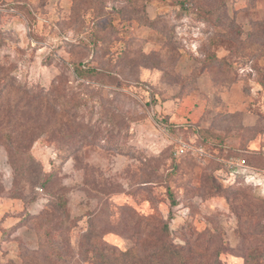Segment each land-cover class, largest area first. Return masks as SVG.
I'll list each match as a JSON object with an SVG mask.
<instances>
[{
	"label": "rangeland",
	"instance_id": "rangeland-1",
	"mask_svg": "<svg viewBox=\"0 0 264 264\" xmlns=\"http://www.w3.org/2000/svg\"><path fill=\"white\" fill-rule=\"evenodd\" d=\"M139 2L152 23L133 0H0V67L53 98L3 93L47 127L13 155L0 135V264H122L132 245L150 264L160 218L187 264H264V0ZM103 48L124 71L98 67ZM231 155L258 171L223 176Z\"/></svg>",
	"mask_w": 264,
	"mask_h": 264
},
{
	"label": "trees",
	"instance_id": "trees-1",
	"mask_svg": "<svg viewBox=\"0 0 264 264\" xmlns=\"http://www.w3.org/2000/svg\"><path fill=\"white\" fill-rule=\"evenodd\" d=\"M133 2H134L133 12H134L135 17L132 20H134L137 25L138 24L139 25H141V24L146 25V23H152L146 17L145 12L142 11L143 10L142 9L143 3H140V2L135 3L136 0H133ZM102 18H104V17H101L100 19H102ZM106 24L108 25V23H106ZM90 38H92V37H90ZM93 43L95 46L94 47L95 50H99L98 46H96V42L94 41ZM105 52L106 51L104 50V48L100 51L101 54L98 56V61H97L98 67H100L102 69H107L108 66H110L111 69L114 68L119 73L125 70L124 68H122L125 63H122L121 65H119L120 61L124 57L123 58L118 57V59H117L118 63H117V61L113 62L110 57L103 58V54ZM103 59H106V60H103ZM46 62H48V61H46ZM71 65H72L73 72L75 73V75L78 79L92 78L91 76L94 73L101 72L100 68L92 67L86 63H81L80 61L71 62ZM12 70L14 71V67L11 70L9 69L8 71H4V68L0 67V74H1V77H0V108H2V109L4 108L3 113L0 112V114H2V116H7L8 118H11L10 121L12 122V124L10 126H8V130H7L8 132H13L11 129L13 126L14 127H21L19 130H25V131H24V134H22L23 136H17V135L12 136L11 134L7 133L8 137H6V134H4L3 131L0 133L1 137L6 138V140H7L6 141L7 143H5V145H6V148L8 149V152L10 153V155H13V154L19 152V150H21V148L29 147L35 141L36 137H38L43 132V129L47 127L46 126L47 122L45 121V122H43V124H42V122L36 123L34 120H24L22 114H19V115L16 114L15 115L13 113L14 105L16 103L15 99L10 98L9 100H6V103H7V101H8V103L5 106V102L3 100V93L4 92H7V93L13 92V93L20 94L22 92L28 98L29 101H36L38 99H41V100L46 99V103L49 101H51V102L53 101L52 96L49 95L50 90H44V89L31 90L30 88H27L26 86H22L20 83H17L14 80V74H13ZM20 107L25 108V106H23V100H22V104L20 105ZM215 137H217V136H215ZM201 146H203V145H201ZM185 151L182 154H179L176 156H181V155L185 154L186 152H188V151H186V152ZM231 157H235V156L231 155ZM235 158L243 159L245 162V167L235 166L233 168H228L225 163L224 164L221 163L220 171L222 170L223 176H227L229 174V175H234V177L236 175L244 177L245 173H243V170L246 171L248 169V170H252V171H258V169H256L255 167H253V165H250L247 162L246 158H244V157H241V158L235 157ZM21 167H24V166H21ZM24 169H25L24 174H22L24 182H26L29 186H31L33 188L38 187V186L40 188H44V182L39 181L40 175L38 174V172L36 173V167H35V164L33 162H31V161L28 162ZM262 171L264 173V169ZM0 192H2L1 187H0ZM128 210L133 215H135L136 224L142 223L143 220H146V219H155L154 217H151L150 215L139 214L138 212L135 211V209L133 207H128ZM160 221L161 222H159L157 225V232H159V233L156 234L159 236L154 237L151 240L148 239V240H150V242H144V243H146V248L148 249V254L146 255V259H149L150 264H187L186 260L181 255V253L178 249V245L175 244L174 241L171 239L167 223L161 218H160ZM106 231H109V229ZM155 232H156V227H155ZM154 233L148 234L147 237H149V238L153 237ZM130 234L133 238H134V236H136V240H137V238L141 239V237H139V235H138V232L134 231L133 229H132ZM142 240H144V239H142ZM102 244L106 245L105 242H102ZM113 247H108V248H109V250L114 251ZM118 256H119V259L121 260L122 264H136V260L134 259V257L136 256L134 245L126 248L125 250L119 251Z\"/></svg>",
	"mask_w": 264,
	"mask_h": 264
},
{
	"label": "built area",
	"instance_id": "built-area-1",
	"mask_svg": "<svg viewBox=\"0 0 264 264\" xmlns=\"http://www.w3.org/2000/svg\"><path fill=\"white\" fill-rule=\"evenodd\" d=\"M187 147H189V145L185 144V143H181L178 146V149L176 150L175 154L179 155L182 154L186 149H188ZM225 164L228 168H233L235 166L238 167H245V162L243 159H237L235 157H229L226 161Z\"/></svg>",
	"mask_w": 264,
	"mask_h": 264
}]
</instances>
